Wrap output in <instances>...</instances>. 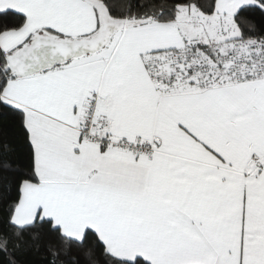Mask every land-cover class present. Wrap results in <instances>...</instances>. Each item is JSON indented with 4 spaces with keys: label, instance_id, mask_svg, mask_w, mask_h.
Returning <instances> with one entry per match:
<instances>
[{
    "label": "snow or ice",
    "instance_id": "obj_1",
    "mask_svg": "<svg viewBox=\"0 0 264 264\" xmlns=\"http://www.w3.org/2000/svg\"><path fill=\"white\" fill-rule=\"evenodd\" d=\"M0 264H264V0H0Z\"/></svg>",
    "mask_w": 264,
    "mask_h": 264
}]
</instances>
